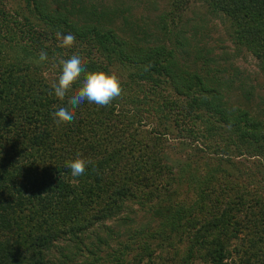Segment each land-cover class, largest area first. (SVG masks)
<instances>
[{
    "label": "trees",
    "instance_id": "16d2710c",
    "mask_svg": "<svg viewBox=\"0 0 264 264\" xmlns=\"http://www.w3.org/2000/svg\"><path fill=\"white\" fill-rule=\"evenodd\" d=\"M167 1L176 11L199 1L226 17L234 46L264 73V0ZM130 12L126 0H0V264H264V181L249 187L252 168L264 174V106L235 99L241 82L189 55L175 24L130 23ZM58 32L75 34L72 48L60 47ZM42 50L48 60L38 63ZM76 51L88 71L119 76L123 94L105 107L85 101L58 124L53 113L84 76L63 101L50 84ZM138 111L156 129L139 130ZM184 145L186 156L167 155ZM78 157L90 163L73 177L67 164ZM135 213L137 227L125 231ZM94 224L103 233L81 243ZM61 239L74 250L50 256ZM157 249L167 255L155 260Z\"/></svg>",
    "mask_w": 264,
    "mask_h": 264
},
{
    "label": "rangeland",
    "instance_id": "374dc122",
    "mask_svg": "<svg viewBox=\"0 0 264 264\" xmlns=\"http://www.w3.org/2000/svg\"><path fill=\"white\" fill-rule=\"evenodd\" d=\"M14 1L15 0H12V3ZM126 1L132 6V12H130L129 17L126 18L128 21H130V23L134 22V24L138 23L146 27H149L152 24L159 27L160 23L173 27L174 25H171L170 23L175 24L176 31L179 34V37L177 36L178 39L189 44L190 48L187 47L188 44L184 47L189 55L193 56L199 53V55L201 56L199 60H204V63L211 68V72H217V74L221 75L223 78H232L234 86L237 85L238 82H241L242 87L234 88L235 90L232 93L235 99H237L241 104L246 105L247 107H251L252 109H259L264 106V73L260 69H258L257 62L250 53L246 52L244 49H238L234 46L232 34H234L235 28L230 26V22L226 17L221 16V14H213L211 12H208L204 4L199 1H196L194 3L190 2L189 7L182 11H176L172 9L167 0ZM66 5H68V2ZM6 6L10 9L9 2H6ZM113 21L115 23L117 19H113ZM119 26H122V24L120 23ZM118 27L116 28V32L121 35L122 32ZM214 62H217L216 67ZM141 88L142 86H137L133 90L138 98H140V102H142V110L145 108L146 100L143 96L144 90H141ZM244 97L247 99L245 100ZM138 114L141 117L138 121L139 130L156 129L157 126L151 119L145 118L139 111ZM136 122L137 121L133 122V126L136 125ZM9 129L15 131H8L6 134H8L9 136H16L17 129H13L11 127ZM100 130L104 131L103 128H101ZM173 133H175V130L173 131ZM167 137L171 139L168 140L169 143H175V145L178 144L179 138H173L174 134ZM168 147V145H164L163 148L160 146L159 150H163ZM184 147L185 148H180L182 151L179 153L173 148H171L169 151L167 150L166 153L167 155L169 154L173 157L182 155L186 156L188 148L186 147V145H184ZM6 153L7 152H4L3 154ZM251 170L252 172H258L257 176L254 179L251 178V181L249 183V187L251 189H254L257 181H264V174L260 175L262 172L260 170H255L254 168H252ZM230 177L233 178V176ZM235 180H237L239 185H241L245 189L246 183H244L243 178L239 179L236 177ZM232 184L233 181L231 182V185ZM185 196L186 195H182V198ZM132 204V209H137L136 205L134 203ZM233 217L238 220V218L241 217L240 211L234 210ZM134 220L135 221H132L131 224L128 222L124 223L125 231L137 227L139 221H137L138 214L136 213L134 214ZM108 223L110 222H107L106 224ZM88 227L82 232L81 243L83 242L86 245L91 246V240L95 241L94 238L91 237V235L94 232H98L99 234H102L103 232L99 230L98 226L96 227V224L89 228ZM173 238L175 239L174 236ZM13 239L16 247L24 246L25 243L23 239ZM147 240L151 245H155V241L151 239ZM110 245L113 246L114 244L110 243ZM182 245L183 239L177 243V246L179 247H182ZM78 246L80 245L78 244ZM74 248L75 247L73 242L68 239H61L54 242L53 246L50 248L49 255L59 256L61 252L69 253L73 251ZM159 253L163 257L167 255L164 250L157 249L154 255H156L158 258L155 257V260H159ZM74 264L80 263H78L77 260V262H75Z\"/></svg>",
    "mask_w": 264,
    "mask_h": 264
},
{
    "label": "clouds",
    "instance_id": "9594fccd",
    "mask_svg": "<svg viewBox=\"0 0 264 264\" xmlns=\"http://www.w3.org/2000/svg\"><path fill=\"white\" fill-rule=\"evenodd\" d=\"M56 35L60 40V47L64 49L72 48L76 41L75 34L71 32L66 34L58 32ZM47 60L48 54L42 50L39 53L38 63H43ZM59 63L61 71L58 79L50 84V94H54L57 99L63 101L68 96V93L72 91V85L81 78L82 74L84 78L81 86L68 96L66 105L59 107L53 113L58 124L71 123L76 118L75 109L85 101L105 107L122 96L123 88L120 77L115 73L88 71L85 67L87 60L79 51L73 52L68 59H61ZM89 163L90 161L78 157L69 161L67 167L71 169L73 177H79L85 174Z\"/></svg>",
    "mask_w": 264,
    "mask_h": 264
}]
</instances>
